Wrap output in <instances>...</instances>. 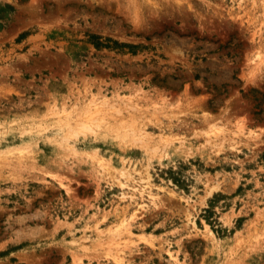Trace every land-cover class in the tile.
Listing matches in <instances>:
<instances>
[{
    "label": "rangeland",
    "instance_id": "obj_1",
    "mask_svg": "<svg viewBox=\"0 0 264 264\" xmlns=\"http://www.w3.org/2000/svg\"><path fill=\"white\" fill-rule=\"evenodd\" d=\"M0 264H264V0H0Z\"/></svg>",
    "mask_w": 264,
    "mask_h": 264
},
{
    "label": "trees",
    "instance_id": "obj_2",
    "mask_svg": "<svg viewBox=\"0 0 264 264\" xmlns=\"http://www.w3.org/2000/svg\"><path fill=\"white\" fill-rule=\"evenodd\" d=\"M123 46V45H122Z\"/></svg>",
    "mask_w": 264,
    "mask_h": 264
}]
</instances>
